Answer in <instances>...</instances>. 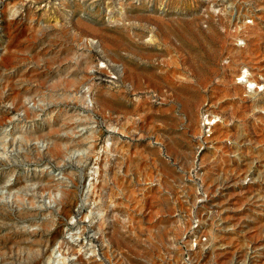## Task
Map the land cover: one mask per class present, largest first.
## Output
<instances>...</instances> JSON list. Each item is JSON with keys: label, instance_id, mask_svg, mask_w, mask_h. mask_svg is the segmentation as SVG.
Listing matches in <instances>:
<instances>
[{"label": "rangeland", "instance_id": "374dc122", "mask_svg": "<svg viewBox=\"0 0 264 264\" xmlns=\"http://www.w3.org/2000/svg\"><path fill=\"white\" fill-rule=\"evenodd\" d=\"M143 53L163 90L127 78ZM246 67L264 83V0H0V264H264Z\"/></svg>", "mask_w": 264, "mask_h": 264}, {"label": "bare ground", "instance_id": "6f19581e", "mask_svg": "<svg viewBox=\"0 0 264 264\" xmlns=\"http://www.w3.org/2000/svg\"><path fill=\"white\" fill-rule=\"evenodd\" d=\"M156 19H158L157 22L159 25V30H158V33L156 36H158V39L160 41L166 43L168 47L174 43V40L175 41L181 40L182 45L190 46L191 48L195 47V45L193 44V38H195V34L192 31H190L189 25H184V26L179 27L176 24H174L172 21L171 22L165 21L163 17H158ZM173 36H174V38H173ZM206 44H208V43H206ZM165 49H167V48H165ZM140 56H141L140 58H142V60H144V62L140 65H137V66L133 65V66L129 67V73L127 76V78H129L132 81V83L134 85L133 88L136 89L139 86L144 87V85L146 84L148 86H150V85L154 86L157 90H160L161 88L163 90L164 81L166 82L167 77H165V75L163 73H161L157 67L152 66V64H153L152 60L154 59L153 58L154 55L152 53H143V54H140ZM197 67H198V69H197V71H194V73H195V75H198V74H200V76L202 75V78H201L202 82H200V81H198V82L203 83L207 79L206 74H208V72H207L208 68L204 65H199ZM238 76H241L242 80H244L245 82H247L250 85L249 86L250 88L253 89V87H254V89H253L254 92L259 91L258 86H261V85L264 86V83L259 81L254 76L253 71H251L247 67L242 69L241 72L238 73ZM196 87L197 86H195L193 83L189 82L186 85H180L179 90L169 94L170 96H173L176 101L181 103V105H182L181 110L187 115V117L189 119L193 118V116L195 114V110L198 106L197 90H195ZM120 91L117 95L118 96L117 104H118L119 108H122V100H121V92ZM254 105L256 108L264 107V96L261 99H256L254 102ZM262 116L263 115L260 112L256 113V117L262 118ZM205 119L208 120L206 122V124H210L211 122L214 123L216 121V119L214 121H212L210 117H208V118L206 117ZM131 129H132V125H131V127L130 126L125 127V129L123 131H125V133H126V132H129ZM116 147H117V145H116ZM113 202L114 201H111V203H113ZM104 232L105 231L102 230V243L104 242V239H105V233ZM104 243H103V246L108 250L109 249L108 244H104Z\"/></svg>", "mask_w": 264, "mask_h": 264}]
</instances>
